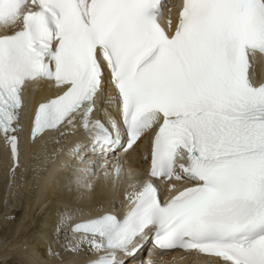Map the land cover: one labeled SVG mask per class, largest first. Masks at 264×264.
I'll return each mask as SVG.
<instances>
[{
    "label": "snow or ice",
    "instance_id": "6c2138e0",
    "mask_svg": "<svg viewBox=\"0 0 264 264\" xmlns=\"http://www.w3.org/2000/svg\"><path fill=\"white\" fill-rule=\"evenodd\" d=\"M165 11L168 15L165 16ZM264 0H0V138L67 147L72 183L123 199L58 212L48 256L156 264L147 249L264 264ZM51 95L32 107L34 93ZM146 171L131 166L133 154ZM128 166V167H126ZM11 184V180H10ZM151 244L152 248H147ZM58 246V247H57Z\"/></svg>",
    "mask_w": 264,
    "mask_h": 264
},
{
    "label": "bare ground",
    "instance_id": "6f19581e",
    "mask_svg": "<svg viewBox=\"0 0 264 264\" xmlns=\"http://www.w3.org/2000/svg\"><path fill=\"white\" fill-rule=\"evenodd\" d=\"M258 61L259 58L257 55L256 60L252 65L253 68L252 74H254L255 77L257 76V71L259 69ZM47 97H49V94L46 91H40L35 94L32 102L40 101L46 99ZM27 135L28 134L25 132L21 134L19 168L17 169L14 178H11L9 175V167L11 164L10 152L6 151L3 140H0V224H1L0 227L1 228L2 227L7 228L8 230L11 227V225H14L11 224L10 216L12 217V212H15L18 207L22 209V213L24 212L25 216L23 214V218H22L23 221L21 220V225L19 224L18 228L16 227V225L14 226L17 228L16 232H20L24 227L25 229L27 227H30L32 224L29 222L31 219L34 218V214L36 215L37 213V212L34 213L35 211L37 210L39 211V209L41 211L43 208L42 206H44L45 203L47 205L48 199L51 200L52 202L54 201L58 203L61 196L64 197V195L66 196L68 195L67 196L68 200L71 198V197L69 198V196L72 195L71 199L73 200H69V202H73L70 204L72 205L71 208L83 210L84 214L82 216H77V221L89 218V213L97 214L102 209H107L112 201H119L123 199V192L126 187V183H121L118 185L116 189H114L111 181H108L106 183L103 180L102 173L100 174V179L97 180L94 184V190L89 191L87 189H78L72 183V169L70 167L72 163L71 157H67L66 158L67 164L65 163L63 165L64 168H67L66 170L68 172L64 171V173H62L63 171L62 172L58 171L62 168L61 165L63 163L60 161L58 163L55 162L56 158L61 153L54 154L57 145L54 143L53 135H48L45 136L44 138V144L46 145V150L42 148L39 143L31 144ZM79 139H81L80 136L69 137L68 140L64 142L65 148H67L68 146H70L72 143H74ZM45 153H48L49 155L47 156L49 157V159H51L48 162L44 160L45 158H47V156H45ZM62 153H64L66 156H69L67 154V151H63ZM144 165L145 162L143 160V153L141 152L140 155L133 154L131 158V165L128 166H131L143 172ZM50 177L51 180L49 181ZM53 178L55 180H53ZM10 180H11V184H10ZM29 184H32L34 186L35 197L34 199L27 198L26 201L23 203V200L25 198V194H23V192L27 191V187H29ZM73 196L75 198H73ZM106 198L109 199L108 203L104 200ZM80 199L83 200L84 202L88 201L87 204L83 203L82 206L75 207L76 206L75 203L79 202ZM61 200L63 199L61 198ZM64 201L65 203L67 202L65 197L64 200L62 201L63 203L62 202L58 203L59 205L58 207H56L57 205L55 206L56 203L55 204L52 203L54 211L51 210L50 216L45 218L41 222L42 224H40V226L36 227L35 234L37 233L41 234V238L40 239L35 238L36 242L34 241V244L37 243L39 245L36 246L39 247L38 249L40 250V252L39 251L37 252L36 250L38 249L35 248L36 250L34 249L32 250V252L34 251V254H29V252L27 253L28 251L27 248L22 246L23 244H17L13 242V245L12 243L6 245V247L9 246L7 248V251L6 250L0 251V264H10L11 263L10 261L12 260L16 262L14 264H86L89 257L85 255L73 256L71 253L63 252L62 250H61V254L63 257L62 260H55L54 258L48 256V247L50 242L52 241L53 227L58 218V212L62 211L69 204L67 202L68 204L66 203L67 205H65ZM31 214H33V218L29 219V216ZM11 229L12 228H10V230ZM7 230H5L6 233ZM1 233L0 235H2ZM3 237L0 236V248L3 247L1 246V244L4 243ZM7 238H9V236H7L6 239ZM170 259H172V257L163 258L161 262H159L158 264H164L167 260Z\"/></svg>",
    "mask_w": 264,
    "mask_h": 264
},
{
    "label": "rangeland",
    "instance_id": "374dc122",
    "mask_svg": "<svg viewBox=\"0 0 264 264\" xmlns=\"http://www.w3.org/2000/svg\"><path fill=\"white\" fill-rule=\"evenodd\" d=\"M47 155H49L48 153H45V156H47ZM46 162H48V161H50L51 159H49V157L47 156V158H45L44 159ZM44 164V163H43ZM47 165V164H46ZM42 166V165H41ZM63 172L62 173H64V171H66V172H68L66 169L67 168H64V166H63ZM59 172H60V170H58ZM43 173H46V172H43ZM37 178V177H36ZM46 178H48V177H46ZM53 180H55L54 178H53ZM22 181H23V179H22ZM32 188V189H31ZM26 191V190H25ZM32 192V193H31ZM23 194H25V198H24V200H23V203L26 201V199L27 198H32V199H34V186L32 185V184H29V187H27V191L26 192H23ZM66 194V193H65ZM29 195V196H28ZM33 196V197H32ZM68 196V195H67ZM66 195H64V197L66 198V201L68 200ZM64 197L63 196H61V198L64 200ZM72 198V195L71 196H69V198ZM60 198V197H59ZM59 198H57V199H59ZM61 198L59 199V202H62L63 200H61ZM69 199V200H73V199ZM73 198H75L74 196H73ZM61 200V201H60ZM69 200L65 203V201H64V204L65 205H67L68 207H71L72 205H70L71 203H73V202H69ZM51 200H49V201H47V205H46V203H45V205L44 206H42L43 208H44V210H43V208H42V212L40 211V209H39V211L37 210V211H35L34 213H36V215L34 214V218H33V214H31L30 216H29V219L30 218H33V219H31L30 220V222L29 223H31L32 225L30 226V227H27L26 229H25V227L20 231V232H16V229L18 228V226H19V224L21 225V220L23 221V214H24V216H25V213L23 212L22 213V209H20L19 207L16 209V211L15 212H12V217L10 216V218H11V224H14V225H11V227L10 228H12L11 230H10V228L7 230V228H1L0 229V233L2 234V235H0V236H4L3 237V244H1V246H3L2 248H0V251H7V248L9 247H6V245L7 244H10V243H12V245H13V242L14 243H17V244H23L22 246L23 247H26L27 248V253L29 252V254H34V251L32 252V250L34 249V250H36V249H38L39 247V245L36 243V244H34V241L36 242V239H40L41 238V234H35V230H36V227H38V226H40V224H42L41 222L45 219V218H47V217H49L50 216V213H51V210H53L54 208H53V204L52 203H56V202H50ZM58 202V203H59ZM58 203H56L55 204V206L56 207H58L59 205H58ZM63 203V202H62ZM84 203V201L83 200H81L80 199V201L79 202H76L75 203V207H80V206H82V204ZM64 204H62V205H64ZM24 205V204H23ZM49 205V206H48ZM51 205V206H50ZM70 205V206H69ZM66 206V207H67ZM46 207V208H45ZM49 207V208H48ZM63 207H65V206H63ZM63 207H62V209H63ZM20 210V211H19ZM54 211V210H53ZM52 211V212H53ZM19 212V213H18ZM18 222V223H17ZM20 222V223H19ZM16 225V227H14ZM26 225V224H25ZM0 226H1V224H0ZM14 227V228H13ZM35 228V229H34ZM2 230V231H1ZM5 230H7V233H6V231ZM14 230H15V232H14ZM4 231H5V233H4ZM9 231V232H8ZM25 231V232H24ZM6 234H7V236H9V238H7L6 239ZM10 234H11V237H10ZM33 234H35V235H33ZM15 237V238H14ZM36 238V239H35ZM35 239V240H34ZM20 240V241H19ZM6 241V242H5ZM32 242V243H31ZM37 242H38V240H37ZM26 244V245H25ZM28 244V245H27ZM34 245V246H33ZM36 245H38V246H36ZM36 246V247H35ZM32 247H34V248H32ZM36 248V249H35ZM31 251V252H30ZM37 252L39 251L40 252V250L38 249V250H36ZM11 263L10 264H14V263H16V262H14L13 260L12 261H10Z\"/></svg>",
    "mask_w": 264,
    "mask_h": 264
}]
</instances>
